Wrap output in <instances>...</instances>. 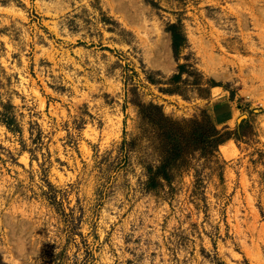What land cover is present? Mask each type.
Returning <instances> with one entry per match:
<instances>
[{
	"label": "rangeland",
	"instance_id": "rangeland-1",
	"mask_svg": "<svg viewBox=\"0 0 264 264\" xmlns=\"http://www.w3.org/2000/svg\"><path fill=\"white\" fill-rule=\"evenodd\" d=\"M148 102L228 135L150 189ZM3 103L0 264H264V0H0Z\"/></svg>",
	"mask_w": 264,
	"mask_h": 264
},
{
	"label": "trees",
	"instance_id": "trees-1",
	"mask_svg": "<svg viewBox=\"0 0 264 264\" xmlns=\"http://www.w3.org/2000/svg\"><path fill=\"white\" fill-rule=\"evenodd\" d=\"M164 29L169 35L171 51L177 58L180 47L185 43V35L181 22L178 19L166 21ZM182 71L187 70H183L182 63H177L176 72H172L167 79V82L172 86H166V90H176V84L180 79ZM197 79L200 78H194L191 82L203 90L208 89L211 85L219 84L212 80V78H205L202 82ZM202 84L204 86H200ZM2 106L0 120L10 131H18L14 114L8 109L10 103H3ZM139 109L147 121L154 125L156 124L159 136L163 140L167 151L154 168L150 165L146 166L144 186L148 189L155 187L162 179L169 180V169L175 163L174 161L184 153L186 147H199L204 152H212L218 143L228 136L225 134L226 130L220 131L217 129L215 124L207 116L204 119H192L188 123L187 121L181 123L179 120L169 118L163 114L155 103H140ZM143 109H148V111L143 112ZM151 110H155V113L150 112Z\"/></svg>",
	"mask_w": 264,
	"mask_h": 264
},
{
	"label": "bare ground",
	"instance_id": "bare-ground-1",
	"mask_svg": "<svg viewBox=\"0 0 264 264\" xmlns=\"http://www.w3.org/2000/svg\"><path fill=\"white\" fill-rule=\"evenodd\" d=\"M225 153H226L227 156L231 155V153L227 152L226 150H225Z\"/></svg>",
	"mask_w": 264,
	"mask_h": 264
}]
</instances>
